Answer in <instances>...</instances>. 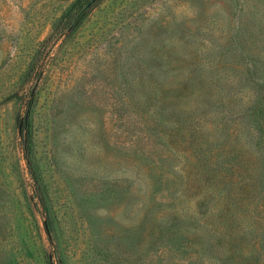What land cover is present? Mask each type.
I'll return each instance as SVG.
<instances>
[{
    "label": "rangeland",
    "instance_id": "obj_1",
    "mask_svg": "<svg viewBox=\"0 0 264 264\" xmlns=\"http://www.w3.org/2000/svg\"><path fill=\"white\" fill-rule=\"evenodd\" d=\"M72 2L0 0V264H264V0Z\"/></svg>",
    "mask_w": 264,
    "mask_h": 264
},
{
    "label": "trees",
    "instance_id": "obj_2",
    "mask_svg": "<svg viewBox=\"0 0 264 264\" xmlns=\"http://www.w3.org/2000/svg\"><path fill=\"white\" fill-rule=\"evenodd\" d=\"M89 1L90 0H73L71 5L66 10L63 11V13L59 19V23H62V25L65 27L66 33H71L72 31H74L77 28L80 21L82 20V18L86 14L87 9L89 8V7L85 8V5ZM27 139L28 138L26 136V138L24 139L23 145H24V148L26 151L27 161L30 162L31 161L30 160V152L28 150L29 142ZM29 168H30V164H29ZM30 170H32V169L30 168ZM36 182H37V180H36Z\"/></svg>",
    "mask_w": 264,
    "mask_h": 264
},
{
    "label": "water",
    "instance_id": "obj_3",
    "mask_svg": "<svg viewBox=\"0 0 264 264\" xmlns=\"http://www.w3.org/2000/svg\"><path fill=\"white\" fill-rule=\"evenodd\" d=\"M95 0H90L86 5H85V8H88L91 4H92V2H94ZM27 112L28 111H26V114H27ZM26 116V115H25ZM19 128L21 127V123L19 124V126H18Z\"/></svg>",
    "mask_w": 264,
    "mask_h": 264
}]
</instances>
